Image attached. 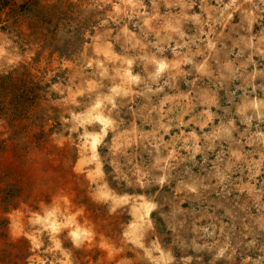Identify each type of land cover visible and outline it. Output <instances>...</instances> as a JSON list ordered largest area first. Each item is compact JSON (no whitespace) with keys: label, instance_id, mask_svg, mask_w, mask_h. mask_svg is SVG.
I'll return each mask as SVG.
<instances>
[{"label":"clouds","instance_id":"1","mask_svg":"<svg viewBox=\"0 0 264 264\" xmlns=\"http://www.w3.org/2000/svg\"><path fill=\"white\" fill-rule=\"evenodd\" d=\"M109 5L104 18L97 16L99 23L83 31L88 41L109 22L119 28L115 36L106 28L104 43L112 55L97 70L84 53L83 62L76 61L62 47L81 12L86 16ZM17 11L51 20L54 32L45 35L59 44L31 28L22 33L11 21L0 23V83L33 89L40 98L22 117L36 129L28 143L58 150L67 146L72 173L84 177V197L109 218L118 211L131 217L119 225L122 247L100 245L109 259L128 245L144 253L141 241L152 232H170L179 240V231L201 211V219H216L197 231L213 237L219 231L225 248L230 234L243 236L246 247L264 251V83L257 82L264 81V0H39V7L20 0ZM122 38L117 53L113 41ZM148 48L151 54H142ZM226 85L232 86L231 111L221 95ZM13 114L0 113V129ZM165 192L177 201L174 206L164 202ZM200 197L222 200L231 211L218 216L214 207L200 203L190 217L182 205ZM55 198L60 207L70 204L67 195ZM144 203L151 205L147 215L140 208ZM42 207L43 201L34 210L18 197L10 201L0 195V249L27 240L33 255L25 264H51L38 254L48 233L52 246L45 252L61 254L56 264H71L60 233L45 226ZM86 208L69 213L65 207L58 217L61 223L76 221L67 229L77 248L97 237L95 224L78 222ZM157 245L152 241L149 250ZM138 257L137 252L133 259ZM133 259L124 256L116 264H133Z\"/></svg>","mask_w":264,"mask_h":264},{"label":"rangeland","instance_id":"2","mask_svg":"<svg viewBox=\"0 0 264 264\" xmlns=\"http://www.w3.org/2000/svg\"><path fill=\"white\" fill-rule=\"evenodd\" d=\"M19 3L20 0H0V23L11 21L13 30L22 33H27L31 28L39 32L45 41H48L45 32H54V29L50 27L52 21L41 16L39 12H36L35 15L41 16L40 21L35 20L33 16H20L17 11ZM32 3L39 7V0H32ZM24 7L26 8L27 5ZM110 9L111 5L105 9H91L86 16L81 12V19L76 21L72 36L65 41L62 51L68 54L70 58L75 57L76 61L81 62H83L81 53H84V58L95 61L93 68L100 70L99 66L104 58L112 55L106 49L104 43L106 28L111 27L113 29V36L116 35L119 28L109 22V25L92 32V39L88 41L84 40L83 31L91 30L92 26L99 23L97 16L103 19L105 13ZM21 11H23V8ZM32 11L31 8H28L29 13ZM75 11L80 12V9L77 8ZM65 23L67 24L68 21ZM129 28L135 31L131 24H129ZM108 39L111 40L112 37H108ZM48 42L59 44V41H55L54 37L52 41ZM85 43H88L86 52L84 49ZM113 43L115 51L117 53L122 52L123 38L120 43L115 41ZM152 51L151 48H148L142 54H151ZM98 53H102V55H97ZM109 68L111 69V65H109ZM139 70V67L134 69V71ZM92 71V68L87 69L84 75L87 76ZM59 75L66 82L64 74L60 73ZM55 79L54 77L53 80L55 81ZM257 82L264 83L260 80ZM231 90L232 86L226 85L225 90L221 92V95L228 101L225 107L229 111H231V104L234 102ZM9 95H11L10 101L8 100ZM240 99H243V97L241 96ZM39 103L40 98L33 89L0 83V113L5 115L9 111L14 113L8 126L0 129V195L7 194L10 201L14 196L18 197L34 210H39V205L43 201L45 207H42V212L44 216H47L44 220L47 224L45 226L52 233H60L58 239L61 240L63 250L69 254L71 264H116V261L124 256L133 259L134 254L137 252L139 257L133 259V264H244V261L245 264H264V251L258 248L246 247L243 236L237 238L236 235L230 234L228 246L225 248L224 238L220 236L219 231H217L215 237L209 236L203 231H197V229L207 227L213 219H216L215 217L210 218L208 215L201 219L200 216L204 215L202 211L194 214L195 220L189 218L188 223L179 231V240L170 232H164L163 230L152 232L145 236L144 241H141V243H145L144 253L128 245L119 257L113 256L109 259L107 251L101 248L100 245L108 242L113 244L114 247H122L119 225L121 222L130 220L131 217L126 211H118L114 218H109L103 207L92 204L84 197L80 183L84 180V177H77L72 173V153L67 150V146H65V150H58L55 147L45 148L42 144L33 147L28 143V137L36 129L31 127L29 121L22 117L27 109L32 105H39ZM32 111L33 115H38L39 109H33ZM26 127L27 131L25 130ZM5 133H7L6 138ZM159 179L157 177L154 181L157 186ZM60 195H67L70 204L66 206L61 203L60 207L59 198H55ZM101 195L106 196L107 194L101 193ZM161 195H163L164 202L169 206H174L177 203L167 192ZM200 203L214 207L218 216L231 211L224 201L204 197L188 199L182 207L188 211L191 217L193 208H197ZM84 204L87 205V208L84 215L78 218V222L83 225L84 220L87 219L89 223L95 224L97 226L95 229L97 237L91 245L85 244L77 248L72 244L68 236L69 229H67L74 225L76 221L66 220L61 223L58 217H60L61 211L65 207L68 208L69 213H74ZM148 204L144 203L140 206L143 212L146 211L144 214H148L152 210L151 205ZM145 207H148V210ZM137 211L138 209H133L134 214ZM0 227H3V225L0 224ZM135 230V225H133L132 231L135 232ZM210 231L211 228H209ZM3 235L4 233H0V237ZM76 235L79 236L80 233L77 232ZM101 235L104 237L103 240L100 239ZM152 241L160 244V246L157 245L156 251L149 250ZM41 242L43 248L39 250L38 254L42 259L51 262V264H56L57 260L63 259L59 252H45V249L52 246L48 233H44ZM29 247L30 242L21 239L16 245H9L7 248L0 249V264H25L26 257L33 255L28 251ZM38 264H41V262L38 261ZM43 264H46V262H43Z\"/></svg>","mask_w":264,"mask_h":264},{"label":"bare ground","instance_id":"3","mask_svg":"<svg viewBox=\"0 0 264 264\" xmlns=\"http://www.w3.org/2000/svg\"><path fill=\"white\" fill-rule=\"evenodd\" d=\"M148 205H149V204H148ZM145 208H146V210H148V209H147L148 207H145ZM145 212H146V211H145ZM145 212H144V213H145ZM146 214H147V213H146ZM146 214H145V215H146ZM46 215H48V214H46ZM57 217H58V216H57ZM46 218H47V216H44V220H45ZM48 219H49V218H48ZM47 221H48V220H47ZM59 221H60V220H59ZM44 223H45V222H44ZM49 223H50V221H49ZM45 224H46V223H45ZM46 225H47V224H46ZM159 255H160V254H159ZM159 261H161V260L159 259ZM154 262H155V261H154ZM156 263H157V262H156Z\"/></svg>","mask_w":264,"mask_h":264}]
</instances>
